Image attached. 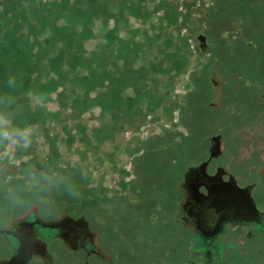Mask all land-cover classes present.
I'll list each match as a JSON object with an SVG mask.
<instances>
[{
	"label": "rangeland",
	"instance_id": "374dc122",
	"mask_svg": "<svg viewBox=\"0 0 264 264\" xmlns=\"http://www.w3.org/2000/svg\"><path fill=\"white\" fill-rule=\"evenodd\" d=\"M174 13L167 0H0V115L14 130L0 141L3 219L28 208L83 214L95 240L113 248L118 228L146 216L151 244L140 246L144 229L135 244L153 264L154 228H174L180 172L206 157L205 137L215 134L209 171L255 181L257 194L264 115L245 85L264 57L229 49L213 30L199 51ZM183 232L186 264L191 227ZM48 246L74 258L55 240Z\"/></svg>",
	"mask_w": 264,
	"mask_h": 264
},
{
	"label": "flooded vegetation",
	"instance_id": "af4514ba",
	"mask_svg": "<svg viewBox=\"0 0 264 264\" xmlns=\"http://www.w3.org/2000/svg\"><path fill=\"white\" fill-rule=\"evenodd\" d=\"M167 2L173 3L175 20L182 36L186 31H194L199 51L208 47L204 33L213 30L219 36L224 32V36L229 37V49L264 57V0H167ZM233 41L239 45H233ZM255 65L257 79L248 82L245 88L255 92L251 94L252 101L256 102L257 111L264 115V58ZM244 100L248 103V96ZM215 135L205 137L206 157L197 163H188L180 172L177 185L182 197L171 221L174 228L167 227L166 224L154 228L153 239L159 241L160 251L157 250L153 264H172L173 260H176V264H184V226L191 227L186 264H243V262L264 264V180L259 179L261 188L254 195L253 188L257 182L241 183L236 176L218 166L209 171L210 161L216 156L208 157L210 146L208 137ZM201 162H206L205 177L201 176L203 178L201 180L198 178L200 176L198 172L194 171L188 174L187 182L183 181L186 169ZM212 176H215V179H210ZM201 181L203 183L193 191L194 184ZM205 182H208L209 186L216 183L224 188L230 187V182H233L239 189L236 191L237 197L232 199L231 194H228L224 199L227 207L222 210L216 202L222 203L220 201H223V196L219 195L222 199L207 198L205 195L208 184ZM244 188L248 190L255 206L256 218L248 219L242 216L246 211L241 197ZM212 200L215 206L213 208L209 206ZM232 203L237 212L232 210ZM6 210L5 205L0 206V250L3 248L4 251L0 253V264H8L12 260L13 264H29L36 258L43 262L42 264H60L56 261L62 264H151L150 251L146 253V249L140 248L137 251L135 244L136 232L141 229L146 230L143 235L148 237H142L143 243L140 246L151 244V225L146 222L148 219L146 216H143V221L139 218L141 223L137 224L136 219H132L133 222L129 221L127 226L118 228V237L112 248V245L103 246L95 240L90 221L83 214L63 212L58 216L46 218L35 208H28L24 213L7 220L3 219ZM254 239L255 244L247 243L248 241L252 243ZM52 240L57 241L68 252H73L72 256L76 258L74 262H72L74 258L63 260L53 255L48 246Z\"/></svg>",
	"mask_w": 264,
	"mask_h": 264
},
{
	"label": "water",
	"instance_id": "95a60500",
	"mask_svg": "<svg viewBox=\"0 0 264 264\" xmlns=\"http://www.w3.org/2000/svg\"><path fill=\"white\" fill-rule=\"evenodd\" d=\"M218 138H219V135L208 137V139L210 141V146H209V149H208V151H209L208 157L209 158L217 156L219 154V152H220ZM205 163L206 162H201L197 166H189L186 169L185 173H184L183 181L187 182L188 174H191L194 171L198 172V174L200 175V176H198V178H200L202 180L203 179L202 177H205V173H204ZM210 179H215V176H212ZM208 182H209V180H208ZM208 182H205L206 185L208 184V186H206L207 193H206L205 196L207 198L211 197V199H212V197L215 198V199H222L219 196V195H222L223 196V201H220L222 203L216 202L217 204H219L221 206L222 210H223V208L225 209V207H227V202L226 201L224 202V199H225V197H227L228 194H231V198L232 199L237 197V192L236 191H238L239 189L234 185L233 182H230V184H229L230 187H228V188H224V187L218 186V184H216V183H213V184H211V186H209ZM202 183H203V181L195 183L194 187H193V191L197 190V187L200 184H202ZM214 193H215V196H214ZM239 196H240V194H239ZM241 197H242V205L246 209V211H244L245 213L242 216L246 217L248 219L249 218H256L257 211L255 209V206H254V204H253V202L251 200V197H250L249 192H248L247 189L244 188L241 191ZM212 201L209 202V206L213 208L215 206L213 205L214 201L213 202ZM236 201H237V199H236ZM233 206H234V204L232 203L231 204L232 210L237 212V210L235 208H233ZM210 207H208V208H210ZM13 263H14L13 260L8 262V264H13Z\"/></svg>",
	"mask_w": 264,
	"mask_h": 264
},
{
	"label": "clouds",
	"instance_id": "9594fccd",
	"mask_svg": "<svg viewBox=\"0 0 264 264\" xmlns=\"http://www.w3.org/2000/svg\"><path fill=\"white\" fill-rule=\"evenodd\" d=\"M7 83L10 88L13 87L17 83L16 77L10 76ZM13 134L14 130L10 126V121L7 119V117L0 115V141L12 139Z\"/></svg>",
	"mask_w": 264,
	"mask_h": 264
}]
</instances>
